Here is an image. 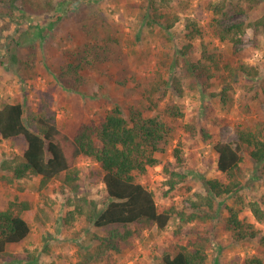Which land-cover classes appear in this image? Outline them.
<instances>
[{
    "label": "rangeland",
    "instance_id": "rangeland-1",
    "mask_svg": "<svg viewBox=\"0 0 264 264\" xmlns=\"http://www.w3.org/2000/svg\"><path fill=\"white\" fill-rule=\"evenodd\" d=\"M51 2L54 8L48 10L44 0H0V97L4 102H21L26 111L46 105L56 113L58 126L65 127L80 121H100L117 104L126 116L132 105L147 107L144 89L161 74L169 85L158 93V108L153 112L163 115V109L173 103L181 106L184 116L175 119L165 115L173 131L162 145L163 149L155 154L161 163L140 178L154 192L159 206L174 204L182 209L186 201H197L200 195L207 194L206 178L224 179L217 171L218 153L214 145L218 141H237L238 128L261 129L264 140V37L248 30L245 42L235 52L233 43L220 41L213 28L217 19L229 23L261 16L264 0H157L161 10L176 16L168 30L148 24L142 17L148 0ZM39 8L47 11H38ZM187 18H192L203 30V37L193 41L191 57L201 58L202 50L208 47L209 51L220 54L222 69H214L216 74L206 88L182 80L180 93L173 80L180 72V64L175 61L188 41L185 36ZM95 21L102 35H107L104 24L116 32L123 58L116 54L100 61L91 54L89 50L96 41L86 30L94 29ZM80 54L90 55L93 61L83 62ZM225 62L233 66L244 64L249 71L231 83V101L227 104L217 95L223 87L220 75L227 73ZM69 64L76 67V77L68 73ZM63 66L67 69V79L77 84L75 89L58 78ZM193 122L197 132L192 137L183 126ZM203 126L212 134L207 141L198 132ZM26 145L24 137L4 139L0 135V207L28 197L39 217L31 215L30 235L10 245L7 251L12 255L0 257V264H77L80 252L96 244L92 239L103 233L88 221L89 209H94L92 202L98 209L104 206L105 184L99 175V165L85 158L77 161L82 193L75 199L83 195L87 203L84 202V213L77 212L69 218L68 212L74 209V195L70 199L69 194L61 192L59 181L53 180L39 189L37 178L13 182L5 178L11 173L2 169L3 161L22 154ZM178 146L183 149L184 163L173 169L185 173L187 180L165 196L169 186L164 163H175L174 149ZM241 180L240 193L249 201L260 199L264 195V162L256 165L246 157L242 162ZM218 200L221 204L233 201L229 196ZM68 202H72L71 205ZM218 208L207 221L185 223L178 239L186 243L198 233L210 237L213 245L208 250L209 264H244L248 256H263L264 245L249 240L236 243L229 239V234L222 229L227 211L222 205ZM203 209L209 211L206 204ZM187 211L192 210L187 208ZM243 215L264 230V222H256L248 208ZM179 224L181 221L177 218L162 231L156 226L146 228L120 254L110 252L93 264H164L162 253L168 245L178 242L173 232Z\"/></svg>",
    "mask_w": 264,
    "mask_h": 264
},
{
    "label": "trees",
    "instance_id": "trees-1",
    "mask_svg": "<svg viewBox=\"0 0 264 264\" xmlns=\"http://www.w3.org/2000/svg\"><path fill=\"white\" fill-rule=\"evenodd\" d=\"M44 1L48 10L54 8L51 0ZM157 5V0H148L147 9L143 11L142 17L146 18L150 25H159L163 30L171 29L176 16L173 17L171 12L163 11ZM38 11L44 12L47 9L39 8ZM217 22L213 25L216 37L222 42L233 43L235 52L245 42L248 30L264 37V14L249 21L239 19L221 23L217 19ZM97 24L95 21L94 29L86 30L96 41L89 50L91 54L102 61L123 52L112 27L104 24L107 35H102ZM185 36L188 41L180 49L179 58L175 61L180 64V72L173 80L175 89L180 93L183 91L182 80L189 81L192 86L201 85L206 88L216 74L214 69H222L219 62L220 54L209 51L208 47L202 50L201 58L194 60L191 57L193 41L203 37L201 26L192 18L186 20ZM80 60L85 63L93 61L90 55L81 54ZM67 66L68 73L76 77V67L71 64ZM224 67L227 73L220 75L223 87L217 95L223 104H227L231 101V83L237 82L241 75L249 71L244 64L233 66L232 63L225 62ZM66 71V66L61 67L58 78L75 89L77 84L67 79ZM167 85L169 81L159 74L143 92L149 105L147 107L132 105L127 116L117 104L109 109L100 121H80L76 125L70 124L65 127L58 126L56 113L46 105L26 111L21 102H4L0 97V135L4 139L24 137L27 143L22 154H15L12 159L4 160L1 165L2 169L11 173V176L5 177L8 182L37 178L38 188L42 189L53 180L59 181L61 192L69 194L70 199L71 195H74V202H68L74 206V209L68 212L70 218L77 212L84 213V202L87 203L83 195L75 199L82 193L77 161L85 158L99 165V175L105 184L104 206L98 209L92 202L94 209H89L88 221L100 228L103 233L101 236L95 235L92 239L96 240V244L80 252L77 264H93L104 259L110 252L120 254L144 229L156 226L158 231H162L177 218L181 224L176 227L173 234L178 242L171 243L164 249L161 260L164 264H209L208 250L213 245L210 237L198 233L190 237L186 243H182L179 237L183 233L185 223L207 221L217 213L221 205L222 209L227 211L222 229L229 234L231 241L240 243L249 240L264 245V230L243 215L244 209L248 208L253 213L255 221L263 223L264 195L260 199L249 201L240 193L242 162L246 157L252 159L256 165L264 162L261 129L252 131L238 128L237 141L215 143L214 148L218 153L217 171L224 179L206 178L207 194L200 195L197 201H186V206L182 209L174 204L159 206L154 192L140 181L152 167L161 163L155 154L163 149L162 145L167 142L173 131V127L164 117L178 119L184 116L181 106L173 103H169L163 109V115L158 111L153 112L158 108V93ZM183 127L192 137L197 132L194 122L186 123ZM198 132L205 141L212 138L211 132L204 126ZM174 157L175 163L169 161L164 163L169 186L164 192L165 196L170 195L177 184L187 180L185 173L173 169L184 163L181 146L175 147ZM224 196L231 197L232 204L218 202V199ZM203 204L209 207V211L203 209ZM187 208L192 211L188 212ZM31 215L39 217L32 200L28 197L12 200L6 207H0V257L11 256L12 254L7 251L8 247L22 242L30 235ZM244 264H264V254L248 256Z\"/></svg>",
    "mask_w": 264,
    "mask_h": 264
}]
</instances>
